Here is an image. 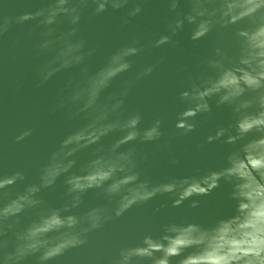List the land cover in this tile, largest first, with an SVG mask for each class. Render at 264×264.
<instances>
[{"label": "water", "instance_id": "water-1", "mask_svg": "<svg viewBox=\"0 0 264 264\" xmlns=\"http://www.w3.org/2000/svg\"><path fill=\"white\" fill-rule=\"evenodd\" d=\"M0 264H264V0H0Z\"/></svg>", "mask_w": 264, "mask_h": 264}]
</instances>
